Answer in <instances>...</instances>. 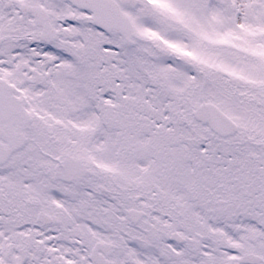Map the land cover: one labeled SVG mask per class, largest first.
Returning a JSON list of instances; mask_svg holds the SVG:
<instances>
[{
	"label": "snow or ice",
	"instance_id": "snow-or-ice-1",
	"mask_svg": "<svg viewBox=\"0 0 264 264\" xmlns=\"http://www.w3.org/2000/svg\"><path fill=\"white\" fill-rule=\"evenodd\" d=\"M0 264H264V0H0Z\"/></svg>",
	"mask_w": 264,
	"mask_h": 264
}]
</instances>
